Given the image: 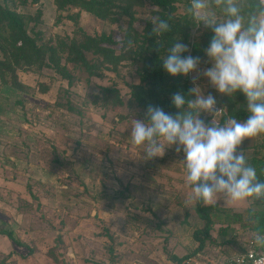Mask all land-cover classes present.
Listing matches in <instances>:
<instances>
[{"label":"rangeland","instance_id":"rangeland-1","mask_svg":"<svg viewBox=\"0 0 264 264\" xmlns=\"http://www.w3.org/2000/svg\"><path fill=\"white\" fill-rule=\"evenodd\" d=\"M106 1L101 17L58 9L55 0H0L39 52L31 63L15 56L14 32L0 23V231L22 244L0 233V264H170L172 256L223 263L251 240L247 224L263 205L217 198L207 204L219 210L205 235L183 151L173 145L145 159L131 142L133 120L145 118L130 94L141 65L131 41L162 9L149 0ZM176 6L187 10L184 0ZM196 29L191 40L212 31L203 22ZM199 59L181 77L216 98L223 124L228 96L203 75L212 66L206 54ZM214 118L200 114L205 123ZM240 151L247 161L264 158V134L245 138Z\"/></svg>","mask_w":264,"mask_h":264},{"label":"clouds","instance_id":"clouds-1","mask_svg":"<svg viewBox=\"0 0 264 264\" xmlns=\"http://www.w3.org/2000/svg\"><path fill=\"white\" fill-rule=\"evenodd\" d=\"M247 0H190L187 9L199 26L211 28L213 36L205 54L212 66L203 71L212 87L221 95L233 97L241 92L246 97V120L229 117L223 124L216 114V98L205 96L198 87L174 93L172 105L179 111L166 113L161 107L148 105L143 120L134 119L130 138L144 147V158L164 154L175 145L185 159V179L192 189L191 199L211 204L217 198L233 202L250 197L264 199V182H259L256 169L243 151L237 152L245 138L264 134V0H256L255 11L245 19ZM219 9L223 19H219ZM170 30L167 20L153 24L152 35L160 37ZM131 43V42H129ZM185 44L175 41L162 60L163 69L171 76H187L200 63L199 57L183 56ZM202 112L214 115L210 123L200 119ZM258 246L264 247V234L252 233Z\"/></svg>","mask_w":264,"mask_h":264},{"label":"trees","instance_id":"trees-1","mask_svg":"<svg viewBox=\"0 0 264 264\" xmlns=\"http://www.w3.org/2000/svg\"><path fill=\"white\" fill-rule=\"evenodd\" d=\"M38 0H31L36 3ZM153 5L161 8L156 21L148 22L143 27L141 33H137L134 39L131 41L134 45L133 62L141 61L140 69L138 70L139 82L132 86L131 96L135 100L136 104L145 109L148 105H156L161 107L166 113L176 114L177 110L171 103V97L174 93H183L186 98H191L189 90L192 89L190 81L186 77L171 76L162 67V60L167 56L168 49L175 43L180 42L187 45L188 51L183 53V56L201 57L205 53V49L209 46L210 40L213 36V31L205 29L201 33L200 39H192V31L198 30L196 21L193 20L191 15L186 12L177 13L176 3L180 0H149ZM106 0H55L58 9H64L67 5L74 7L85 8L87 11H91L99 16L105 17L100 13L98 6L102 5L104 8ZM186 9L190 7V0H184ZM256 0H247L244 7V15L247 21L248 17L255 11ZM167 20L170 24V30L163 33L160 37L152 35L153 24L160 21ZM6 22L7 26L14 32V40L9 43L8 48L13 50L15 56L30 60L32 57L39 58V52L35 49L33 40L26 34L23 28L22 20L16 15V13L7 7L0 5V23ZM201 24V23H200ZM16 34V37H15ZM110 41V39H106ZM235 98V99H234ZM238 101L241 103L239 107H235V103ZM228 109L226 114L223 115L222 121L226 118L233 117L239 120H246L249 113L246 110V97L237 92L235 96L228 97ZM248 163L252 165L257 171V177L259 182H264V158L252 157ZM259 204L263 205V208L256 211L253 215L254 222L247 224L251 225L250 228L253 232L259 231L264 234V199L257 200ZM197 211L200 216L205 220L204 232L205 235L211 227L212 221L210 213L212 210H219L216 205H204V203L197 201ZM233 221L240 222L242 216L239 214L233 215ZM0 233L6 235L12 242L22 245L13 233L9 230L0 231ZM177 263H180L183 259L172 256Z\"/></svg>","mask_w":264,"mask_h":264},{"label":"built area","instance_id":"built-area-1","mask_svg":"<svg viewBox=\"0 0 264 264\" xmlns=\"http://www.w3.org/2000/svg\"><path fill=\"white\" fill-rule=\"evenodd\" d=\"M170 264H264V247L255 244L251 238L241 252L235 254L223 263H216L208 260L203 261L196 256H188L180 263L173 261Z\"/></svg>","mask_w":264,"mask_h":264}]
</instances>
